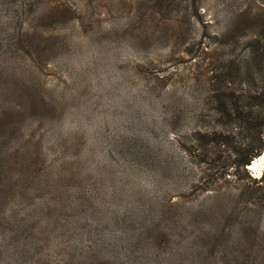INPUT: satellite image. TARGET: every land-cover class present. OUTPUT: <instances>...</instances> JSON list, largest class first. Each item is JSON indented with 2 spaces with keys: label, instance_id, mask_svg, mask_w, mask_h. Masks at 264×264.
Returning a JSON list of instances; mask_svg holds the SVG:
<instances>
[{
  "label": "rangeland",
  "instance_id": "374dc122",
  "mask_svg": "<svg viewBox=\"0 0 264 264\" xmlns=\"http://www.w3.org/2000/svg\"><path fill=\"white\" fill-rule=\"evenodd\" d=\"M13 2L0 234L40 264H264V150L234 164L258 134L221 114L216 78L221 29L264 0Z\"/></svg>",
  "mask_w": 264,
  "mask_h": 264
},
{
  "label": "trees",
  "instance_id": "16d2710c",
  "mask_svg": "<svg viewBox=\"0 0 264 264\" xmlns=\"http://www.w3.org/2000/svg\"><path fill=\"white\" fill-rule=\"evenodd\" d=\"M18 1L14 0L15 4ZM251 9L249 6L239 9L221 29V76H216L221 83V114L232 116V120L241 125H251V131L258 134L251 137L245 147L235 144L231 147L234 164L243 168L251 165L264 150V19ZM29 31L26 21H22L18 35L27 37ZM238 46L243 50L237 53ZM258 77L262 80L257 81ZM258 183L264 186V175ZM0 216L5 218L6 214L0 211ZM14 239L13 232L0 234V262L40 264L27 242L15 243ZM64 264H70V261L66 260Z\"/></svg>",
  "mask_w": 264,
  "mask_h": 264
},
{
  "label": "bare ground",
  "instance_id": "6f19581e",
  "mask_svg": "<svg viewBox=\"0 0 264 264\" xmlns=\"http://www.w3.org/2000/svg\"><path fill=\"white\" fill-rule=\"evenodd\" d=\"M253 168H255L256 169V172H257V170H258L257 164H254Z\"/></svg>",
  "mask_w": 264,
  "mask_h": 264
},
{
  "label": "water",
  "instance_id": "95a60500",
  "mask_svg": "<svg viewBox=\"0 0 264 264\" xmlns=\"http://www.w3.org/2000/svg\"><path fill=\"white\" fill-rule=\"evenodd\" d=\"M256 171V170H255Z\"/></svg>",
  "mask_w": 264,
  "mask_h": 264
}]
</instances>
